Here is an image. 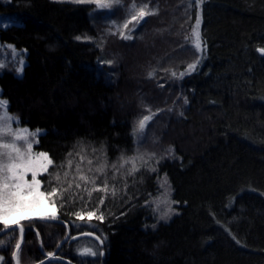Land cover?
I'll list each match as a JSON object with an SVG mask.
<instances>
[{"label":"trees","instance_id":"16d2710c","mask_svg":"<svg viewBox=\"0 0 264 264\" xmlns=\"http://www.w3.org/2000/svg\"><path fill=\"white\" fill-rule=\"evenodd\" d=\"M95 2L0 6L8 20L0 44L23 51L26 65L22 77L13 65L0 70V99L19 126L40 132L34 148L54 162L39 176L41 189L60 193L57 219L21 223L20 264L49 253L56 260L46 264H264V0H206L203 52L189 0H125L110 12ZM145 4L156 14L124 28ZM198 57L197 69L179 78ZM134 156L143 161L128 175L132 165L120 168L121 157ZM162 178L179 212L155 226L149 202ZM105 181L107 192L97 190ZM81 233L97 239L73 238ZM0 240H10L0 255L13 264L18 230Z\"/></svg>","mask_w":264,"mask_h":264},{"label":"snow or ice","instance_id":"6c2138e0","mask_svg":"<svg viewBox=\"0 0 264 264\" xmlns=\"http://www.w3.org/2000/svg\"><path fill=\"white\" fill-rule=\"evenodd\" d=\"M75 2H84V0H75ZM206 2V0H189L188 7L191 8L193 5L197 8L196 13V25L192 29V36L195 37V48L198 52H203L206 49V44L204 48L201 47V36L199 31V25L201 22V14L199 9ZM97 3L102 8H113V7H125V0H114L113 3L100 4L99 0ZM132 7H136L135 4ZM156 14L153 11L148 9V5L145 4L143 7H140L136 14L131 16V20H126L123 27L127 28L129 23L132 21H136L139 23L146 15ZM115 34V33H113ZM120 36L125 39H131L130 35H126L123 31H121ZM76 39H80V37H76ZM187 39V37H186ZM12 48V46H8ZM258 51L264 52L262 49H258ZM13 58L16 59L17 55H19L18 63L20 67L15 69V72L18 77H22L23 67H25L23 55L17 54L15 49L12 48ZM202 57H198L197 60L188 65V68L185 72L180 73L179 78H182L184 75L188 74L190 71H195L197 66L201 62ZM111 64V61H108ZM7 65L5 62H0V70L5 68ZM149 77H153L155 75V71H151L148 73ZM175 77L176 73H172ZM0 96H2V90H0ZM187 103V100H185ZM155 113L151 115H145L138 122V126L134 129L133 134L139 135L143 133L148 122L153 118ZM15 125V127H13ZM19 117L10 115L8 112V101L5 99H0V224L3 225V228H0V234L11 235V238H15V234L17 228L20 233V240L15 244V250L12 252L13 260L16 261V264H20L21 251H22V243H23V234L24 228L20 224V218L22 219H32L34 214H39L38 218L40 219H57L56 214V202L55 197H57L60 193L58 189L53 187L51 191L45 192L41 191V180L38 179V176L41 173L47 172L49 166L53 165V161L49 158L47 153H38L33 155L32 149L35 143V136L38 134L33 133L31 130L27 128H20ZM172 150L169 149V152ZM84 158L81 157V160ZM140 159L143 161L142 156H134L129 158L121 157V163L119 165L120 168H123L126 164H131L132 168L129 170L128 175H134L138 168L136 166V161ZM93 162L91 160L88 161V164L91 165ZM147 163V161H144ZM69 166H71L72 161H68ZM107 167V162L105 161L101 164L96 171L99 173H104L105 168ZM113 168H116V165H112ZM77 170L80 171L79 165L77 166ZM155 171V169H152ZM28 173H31V180L26 179ZM67 175V174H66ZM59 179V176L56 177ZM80 180H83L85 183H88V177L86 175H81L79 177ZM91 183L95 184V179L91 181ZM77 188L80 187V184L76 185ZM101 191L107 192L108 184L107 181L104 183V187L102 189H97ZM112 195H116V189H112ZM103 201L101 200V203ZM51 207V212L48 215L47 213L49 208ZM171 210V209H170ZM78 216L80 214H77ZM88 217H92L95 215L94 212H88L86 214ZM102 219L103 217H98ZM15 225V227H12ZM155 227V226H154ZM39 236V233H37ZM239 243V241H237ZM10 240H0V249H5L9 246ZM81 255H91L95 256L98 253L92 249H84L80 252ZM102 255L103 253H99ZM49 257H53L52 253L48 254ZM0 264H6L4 258L0 256ZM41 264H44L41 261Z\"/></svg>","mask_w":264,"mask_h":264},{"label":"rangeland","instance_id":"374dc122","mask_svg":"<svg viewBox=\"0 0 264 264\" xmlns=\"http://www.w3.org/2000/svg\"><path fill=\"white\" fill-rule=\"evenodd\" d=\"M8 1L9 0H0V6L7 4ZM99 3L100 4H107V3H104L103 0H100ZM94 6H95V8L97 10L101 11V9H106L107 12H110L109 8L100 7L99 4L97 3V0L94 3ZM144 18L142 20H140L139 23L143 22ZM7 22H8L7 15H4V14L0 13V28L6 27L8 25ZM139 23L134 21L133 26H134V24H139ZM12 48H9L7 45L0 44V62H5L6 65H7L6 66L7 68L9 67V65H13L15 67V69H16L17 67H20V65L18 63L19 55H17L16 59L14 60L13 53H12ZM15 51H16L17 54H21L22 53L23 59L25 58V54H24L23 51H17V50H15ZM24 63H25V61H24ZM158 107L161 109L162 105L160 104V105H158ZM158 107H156L155 110L158 111V109H159ZM169 108H167V110H168L167 112L168 113H171V112L174 111L172 108H170V109ZM160 109H159V111H161ZM13 127H15V125ZM20 128L23 129L21 126H20ZM24 128H26V127H24ZM32 132L33 133H37L36 130H34ZM39 134H40V132L38 131V134L35 136V143H34L33 149H32L33 155L41 153V152L36 151L35 148H34L35 144H36V140L38 138L37 136ZM45 173L46 172L41 173L39 176H41V175H43ZM39 176H38V179H39ZM25 178L28 179V180H31V173H28ZM41 191H42V189H41ZM157 193H158V195L156 197H154L149 202V205H151V208H152V215H153V218H154V225L155 226H157L159 224H164V223L170 221L176 215H178V212H179V209H178L179 205H178V203L175 200L172 199V194L170 193L168 185H167L166 181L163 178L160 181L159 191ZM50 212H51V207L49 208L48 212L44 213V214L48 215V214H50ZM38 216H39V214H34V217L32 219H30V220H38V221L39 220H45V221L51 220V219H40V218H38ZM27 222H29V219L20 218V224L21 223L24 224V223H27ZM0 225L3 228V225L2 224H0Z\"/></svg>","mask_w":264,"mask_h":264},{"label":"water","instance_id":"95a60500","mask_svg":"<svg viewBox=\"0 0 264 264\" xmlns=\"http://www.w3.org/2000/svg\"><path fill=\"white\" fill-rule=\"evenodd\" d=\"M260 53V52H259ZM12 227H15V225H13ZM17 230H18V232H19V229L17 228ZM1 235V234H0ZM23 236H24V234H23ZM69 236H70V232H69V230L67 231V235H66V239H69ZM82 237H89V238H94V239H97L93 234L91 235V234H89V233H81L80 235H76V236H74L73 238L74 239H81ZM19 240H20V233H19ZM61 246V245H60ZM60 246L58 247V249L60 248ZM57 249V250H58ZM15 250V249H14ZM58 252V251H57ZM56 252V253H57ZM51 260H56V258H52V257H48L47 259H45L43 262H44V264H46V263H48V262H50ZM59 262H63L64 264H73V263H71V262H69V261H66V260H58ZM13 264H16V261L15 260H13ZM41 264V263H40Z\"/></svg>","mask_w":264,"mask_h":264},{"label":"flooded vegetation","instance_id":"af4514ba","mask_svg":"<svg viewBox=\"0 0 264 264\" xmlns=\"http://www.w3.org/2000/svg\"><path fill=\"white\" fill-rule=\"evenodd\" d=\"M0 228H2V226L0 225ZM3 234H1L0 236H2ZM1 256V255H0Z\"/></svg>","mask_w":264,"mask_h":264}]
</instances>
